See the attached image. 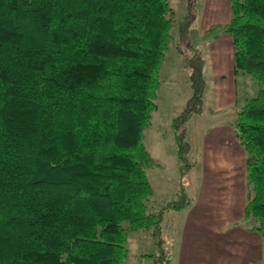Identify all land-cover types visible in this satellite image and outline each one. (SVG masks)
Returning a JSON list of instances; mask_svg holds the SVG:
<instances>
[{
	"label": "trees",
	"instance_id": "16d2710c",
	"mask_svg": "<svg viewBox=\"0 0 264 264\" xmlns=\"http://www.w3.org/2000/svg\"><path fill=\"white\" fill-rule=\"evenodd\" d=\"M234 71L259 83L233 132L246 152L245 217L264 247V0H230ZM169 0H0V264H126L130 231L160 229L145 129L158 109ZM185 0L177 48L192 93L173 118L183 174L187 121L204 110L206 59ZM160 242V241H159ZM168 264L169 253L145 254Z\"/></svg>",
	"mask_w": 264,
	"mask_h": 264
},
{
	"label": "rangeland",
	"instance_id": "374dc122",
	"mask_svg": "<svg viewBox=\"0 0 264 264\" xmlns=\"http://www.w3.org/2000/svg\"><path fill=\"white\" fill-rule=\"evenodd\" d=\"M203 1L199 0L201 11L203 10L201 7ZM169 3L173 12L171 39L160 66V84L156 98L158 109L153 112L152 123L145 129L144 136V144L151 155V163L147 172L155 188V194L150 202V207L153 210H159L168 201L176 199L182 188L186 190L189 197L193 196L197 189L195 184L197 176L201 175L199 170H202V166L208 158L206 151L209 156L212 153L215 154V150H212L214 147H228L229 149L242 147L241 144H238L239 140L232 129L230 119L233 113L215 115L210 113L209 105L206 103L204 114H194L186 123L187 141L191 145L187 158L191 166L183 174V162L179 157L173 118L183 109L186 100L192 93L190 69L184 54L177 48L178 28L185 13V0H169ZM205 10L204 8L202 13L203 20L206 18ZM221 11L222 9L219 8L217 14L226 19L227 15H223ZM206 23L202 22L201 18L197 20L191 26L190 37L194 45L203 46L210 51L213 48L214 40L211 41L207 38L218 34L223 36L221 39H224L226 35L222 24L210 28L207 34L203 35L202 31L207 27ZM205 41L207 43L203 44ZM247 85L249 89L255 90L258 85L257 91L259 89V83L256 80L252 82V79L248 78ZM249 95L253 94L250 93L247 96ZM246 188L245 185L247 191ZM192 218V214L187 209H169L165 211V215L160 221L159 230L156 227H151L148 230L130 231L127 243L129 255L126 264H155L154 259L145 254H159L162 250L172 257L173 263L170 264H176L177 255L175 252L185 231H187L185 236L188 238L187 227L195 224ZM201 218L205 219L203 216ZM246 224L254 227L256 223L253 219H249ZM199 233L204 235L208 232L203 229ZM205 245H201L200 251L205 252ZM259 264H264V261Z\"/></svg>",
	"mask_w": 264,
	"mask_h": 264
},
{
	"label": "crops",
	"instance_id": "0c3cea01",
	"mask_svg": "<svg viewBox=\"0 0 264 264\" xmlns=\"http://www.w3.org/2000/svg\"><path fill=\"white\" fill-rule=\"evenodd\" d=\"M202 8L206 9L205 20L199 8L197 20L201 18L206 26L202 34L206 35L210 28L230 21V0H204ZM222 9L226 19L218 15ZM196 20V21H197ZM195 21V22H196ZM194 22V23H195ZM211 35L208 40L213 48L202 49L206 59L205 74L208 86L205 91V104L213 114H231L234 125L237 113L242 109L248 94H255L258 88L249 89L248 78L255 81L249 74L234 71L233 46L231 36ZM220 36V37H219ZM230 36V37H229ZM205 41L203 44H206ZM250 76V77H249ZM253 88V85H251ZM201 114V115H202ZM223 118V117H222ZM222 122V121H221ZM233 129V128H232ZM240 145V143H238ZM241 146V145H240ZM215 154L208 157L201 175L197 176V189L190 197V204L184 209L189 210L195 224L187 227V231L179 242L176 250V264H259L264 261L263 239L259 232L246 224V152L243 147H214ZM213 155V156H212ZM195 185V186H196ZM201 216L205 217L202 219ZM205 229L204 235L200 234ZM206 244L205 252L200 251ZM175 255V256H176ZM173 263V259L168 264Z\"/></svg>",
	"mask_w": 264,
	"mask_h": 264
}]
</instances>
